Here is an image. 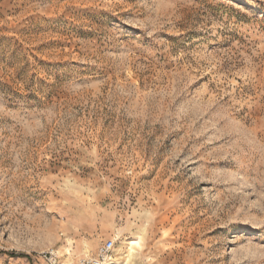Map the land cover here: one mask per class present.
Instances as JSON below:
<instances>
[{
  "label": "rangeland",
  "instance_id": "obj_1",
  "mask_svg": "<svg viewBox=\"0 0 264 264\" xmlns=\"http://www.w3.org/2000/svg\"><path fill=\"white\" fill-rule=\"evenodd\" d=\"M264 264V0H0V264Z\"/></svg>",
  "mask_w": 264,
  "mask_h": 264
},
{
  "label": "built area",
  "instance_id": "obj_2",
  "mask_svg": "<svg viewBox=\"0 0 264 264\" xmlns=\"http://www.w3.org/2000/svg\"><path fill=\"white\" fill-rule=\"evenodd\" d=\"M114 242L105 241L99 246L94 255H84L74 261H62L57 251L53 248L47 249L41 253V257L46 264H107L113 257Z\"/></svg>",
  "mask_w": 264,
  "mask_h": 264
},
{
  "label": "bare ground",
  "instance_id": "obj_3",
  "mask_svg": "<svg viewBox=\"0 0 264 264\" xmlns=\"http://www.w3.org/2000/svg\"><path fill=\"white\" fill-rule=\"evenodd\" d=\"M107 264H116V263H115V261H114L113 263L109 262V263H107Z\"/></svg>",
  "mask_w": 264,
  "mask_h": 264
},
{
  "label": "crops",
  "instance_id": "obj_4",
  "mask_svg": "<svg viewBox=\"0 0 264 264\" xmlns=\"http://www.w3.org/2000/svg\"><path fill=\"white\" fill-rule=\"evenodd\" d=\"M111 263H113V262H111Z\"/></svg>",
  "mask_w": 264,
  "mask_h": 264
}]
</instances>
